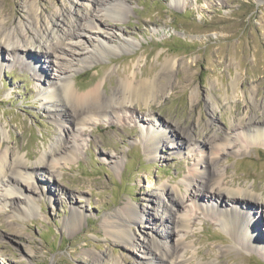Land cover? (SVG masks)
Returning a JSON list of instances; mask_svg holds the SVG:
<instances>
[{
	"label": "rangeland",
	"instance_id": "1",
	"mask_svg": "<svg viewBox=\"0 0 264 264\" xmlns=\"http://www.w3.org/2000/svg\"><path fill=\"white\" fill-rule=\"evenodd\" d=\"M106 2L0 0V36L20 31L32 49L20 57L3 48L0 140L33 166L55 138L64 137L43 104V94L60 77L68 75L80 92L102 84L107 94L133 73L156 84L146 102L127 104L118 116L110 111L90 116L76 136L74 156L59 158L55 171L37 168L30 186L37 205L31 212L15 215L0 198L2 264L147 262L139 246L107 235L103 220L116 221L113 216L126 203L137 206L144 219L153 211L160 216L167 194H160L159 186L182 185L202 155V143L227 129L230 145H239L238 122L252 118L264 124V0H119L112 15ZM69 30L61 48L46 53ZM150 127L176 129L182 136L173 135L170 142L181 148L173 151L164 135L156 152L148 151L142 134ZM243 145L245 151L218 157L209 173L221 175L225 187L252 188L258 204L264 201V140ZM195 190L193 181L188 191L199 193ZM200 193L208 205L214 202L209 186ZM189 194L174 213L187 212L186 230L167 227L164 217L153 223L150 215L127 224L132 239L146 243L157 236L174 244L182 237L186 247L179 245L169 261L180 254L190 264H264V249L244 242V221L225 231L214 216L191 204ZM257 204L247 207L259 218L257 240L264 245V209ZM228 206L222 202V208ZM75 208L82 211L78 220L69 217Z\"/></svg>",
	"mask_w": 264,
	"mask_h": 264
},
{
	"label": "bare ground",
	"instance_id": "2",
	"mask_svg": "<svg viewBox=\"0 0 264 264\" xmlns=\"http://www.w3.org/2000/svg\"><path fill=\"white\" fill-rule=\"evenodd\" d=\"M118 2L119 0H107L106 6L108 7V13L110 15L116 13V11L118 12L120 6ZM29 12V14L32 15V9H30ZM52 25L54 26L56 23L52 21ZM77 29L84 30L85 27H78ZM27 31L30 32L29 30ZM34 31L36 32V30ZM71 31L72 30H69L63 33L62 36H59L58 41L53 44L51 43L46 53L52 54L55 50L61 48L60 46L71 34ZM72 34H76L75 31ZM2 36L3 37L0 36V67L2 66V59H4V47L12 53L19 52L21 54L20 57L30 54V50L32 49L25 45L26 43L20 31L13 30L11 32H5ZM67 43L70 44V42ZM101 45L107 48L111 47L108 46L106 42H101ZM117 49L119 48H116V50ZM166 65L170 67L172 63L168 61ZM38 72L40 73V77H42L44 71L40 70ZM154 86H156V84H147L144 79H136L133 73L131 77L127 76L124 79H120L117 88L112 90L109 94L104 91L102 84H98L85 92H80L74 86V80L68 75L60 77L59 82L55 83V85L51 84L48 93L43 94V104L47 105V108H45L47 113L52 117L57 126L60 127L64 137H57L53 140L52 144L43 152L38 161L35 162L38 163V166H33L19 156L15 147L9 150L10 147H7L9 142L0 140V198H3V203L8 205L15 215H24L27 212H31L37 205V200L33 196L34 190L30 187L32 181L36 179V170L44 166L50 170H54V165L58 162L57 160L59 158L65 160L71 159L78 145L76 136L78 132L80 133V131L83 130L90 116H105L108 111L118 116L119 111L128 109L126 106L127 104L131 105L134 101L138 102V100L146 102L150 95L154 94ZM252 120V118H249L245 123H241L240 121L236 124L237 127H241L240 130L236 132L237 134H235L236 139L239 140L241 144L231 146L229 136L232 131H227V129H225L223 133L213 137L212 140L202 143L204 144L201 151L202 155L198 158L194 166L189 167L188 175L184 178L182 185L177 184L170 188L166 185L159 186L160 194L164 192L167 194V201H163L162 203V213L160 216L156 211L149 214L148 217L151 215L153 223H155L159 217H164V221L167 222V227L169 224H172V228L186 230L189 223L187 212L179 214L178 216L176 214L174 215V213H177L178 206L182 202L184 194L187 195L190 193L189 201L191 204L193 206H198L203 212L210 213L214 216L225 231H235L238 229L239 220L240 223L244 221L247 224L245 233L246 238L245 236L243 237L245 240L244 242L251 246L258 244L259 247L264 249V245L257 240L259 235L256 226L259 218L256 217V220L254 216L256 213L253 214V212H251L252 208L247 207V203L252 204L255 201V204H257V197L252 192V188L225 187L223 186V177L221 175L216 172L209 173L212 167L214 168L216 164L219 165L218 157L221 158L225 153H231L233 151H245L246 147L243 144L246 145L264 140V124L262 123L261 125ZM2 130L3 128L0 125V134H2ZM166 130L171 131L172 134H167ZM166 130L164 132H156L151 127L145 130L142 135L146 139V148L148 151L155 153L158 148V143L162 141L164 135L167 138L164 139L167 140L168 146L171 145L173 151H177L181 148L180 144L175 146L173 142H170V137L173 135L174 137L175 135L182 136V134L177 133L175 131L176 129L173 127H168ZM72 131L73 133L71 135ZM65 142L71 145L65 147L63 145ZM193 181L198 188V190L195 191L199 193L188 191V187ZM206 186L212 189L215 197L214 202L210 201V203L212 202V204L209 203L210 205L207 204V196L200 193ZM222 202L223 205L227 203V206L229 205L228 208H222ZM261 204H263V206ZM257 205H259V208L263 207L264 209V201ZM71 216L78 220L82 216V211L75 208L70 212L69 217ZM114 216L113 218H116V221H114L115 219H110V217H106L103 220L105 233L111 237L117 238L123 244L130 245L131 247L139 246L141 252L146 255L147 262L138 264H182L184 262L185 264H190L188 263L189 260L185 259L184 255L180 254L178 256V261L168 260L171 255L177 251L179 245L183 244L186 247L182 237H179L174 244L161 241L157 236L155 238L150 237L146 241L147 244L145 242L137 243L132 239L127 229V224L144 222V220L147 221L148 219V217L144 219L143 212H140L137 206L126 203L117 210ZM172 228L168 229L172 232ZM157 235L161 236L158 229ZM93 256V261H96L95 258L97 255L94 254ZM0 264L2 263L0 262Z\"/></svg>",
	"mask_w": 264,
	"mask_h": 264
}]
</instances>
